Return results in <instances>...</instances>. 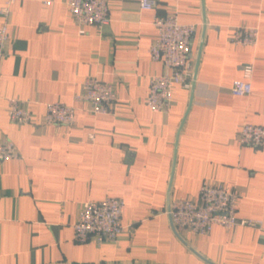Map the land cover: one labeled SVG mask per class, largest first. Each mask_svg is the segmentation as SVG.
<instances>
[{
    "label": "crops",
    "instance_id": "obj_1",
    "mask_svg": "<svg viewBox=\"0 0 264 264\" xmlns=\"http://www.w3.org/2000/svg\"><path fill=\"white\" fill-rule=\"evenodd\" d=\"M152 1L155 9L142 10L138 0H107L110 23L85 34L67 0L11 6L0 142L14 143L21 158L0 162V264H264V143L238 141L244 124L264 127V0ZM168 14L196 26L195 82L175 86L170 112L161 113L146 104L151 77L165 72L149 48L155 16ZM239 27L259 28L256 46L232 43ZM248 64L252 93L235 96ZM89 77L114 84L112 114L74 101ZM10 97L25 101L37 123L10 122ZM57 101L76 108L72 126L41 123ZM206 181L237 192V216L262 220L263 229L174 228L171 201L196 198ZM108 196L124 202L121 235L76 242L82 205Z\"/></svg>",
    "mask_w": 264,
    "mask_h": 264
},
{
    "label": "built area",
    "instance_id": "obj_2",
    "mask_svg": "<svg viewBox=\"0 0 264 264\" xmlns=\"http://www.w3.org/2000/svg\"><path fill=\"white\" fill-rule=\"evenodd\" d=\"M16 0H6L0 9L3 22L0 25V62L6 57L7 44L10 40L9 16L11 6ZM142 10H153L156 5L152 0H138ZM68 10L79 28L80 34L86 33L88 26H105L110 23V6L107 0H67ZM154 25L158 35L149 48L153 61L161 62L165 72L153 76L150 80L147 106L153 112L168 113L172 107L173 88L181 86L190 90L195 82L194 65L191 59V42L196 26L179 22L176 14L155 16ZM259 28L239 27L234 30L232 43L240 46H256ZM243 78L233 82L231 92L235 96H247L252 93L250 78L253 66L241 67ZM215 94L207 92L206 103H213ZM10 122L18 125L36 124V118L26 102L18 98H7ZM74 101L83 102L91 107L93 114H112L117 101L114 84L103 82L95 77L85 80L81 92L74 96ZM76 120V108L57 101L46 105V112L41 123L46 125L72 126ZM94 139V136H90ZM239 144L260 147L264 143V127L244 124L240 130ZM21 155L12 142H0V162L20 159ZM240 196L228 190L224 184L204 182L196 198H177L171 201L170 216L174 228H185L196 235H207L213 227L226 229L247 227L263 229V221L239 218L237 216ZM124 202L108 196L103 200L85 202L74 225L75 240L85 243L90 240L100 245L104 241H116L123 232L122 213Z\"/></svg>",
    "mask_w": 264,
    "mask_h": 264
}]
</instances>
